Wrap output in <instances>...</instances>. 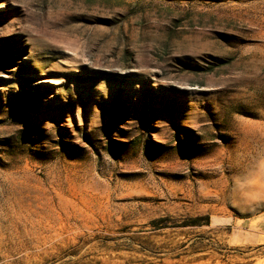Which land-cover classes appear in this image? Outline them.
Wrapping results in <instances>:
<instances>
[{
	"label": "rangeland",
	"instance_id": "obj_1",
	"mask_svg": "<svg viewBox=\"0 0 264 264\" xmlns=\"http://www.w3.org/2000/svg\"><path fill=\"white\" fill-rule=\"evenodd\" d=\"M0 264H264V0H0Z\"/></svg>",
	"mask_w": 264,
	"mask_h": 264
}]
</instances>
